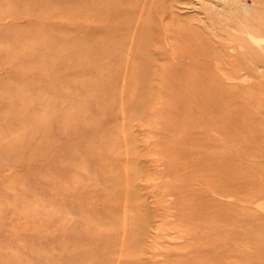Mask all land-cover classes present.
<instances>
[{
	"label": "rangeland",
	"instance_id": "1",
	"mask_svg": "<svg viewBox=\"0 0 264 264\" xmlns=\"http://www.w3.org/2000/svg\"><path fill=\"white\" fill-rule=\"evenodd\" d=\"M263 3L0 0V264H264Z\"/></svg>",
	"mask_w": 264,
	"mask_h": 264
},
{
	"label": "bare ground",
	"instance_id": "2",
	"mask_svg": "<svg viewBox=\"0 0 264 264\" xmlns=\"http://www.w3.org/2000/svg\"><path fill=\"white\" fill-rule=\"evenodd\" d=\"M258 1H261V0H258ZM264 4V3H263ZM160 8V7H159ZM261 12V11H260ZM256 13V12H255ZM259 13V12H258ZM262 13L263 12H261V15H262ZM251 16V15H250ZM238 19V18H237ZM251 19V18H250ZM252 20V19H251ZM260 20V19H259ZM227 21V20H226ZM231 21H232V19H231ZM254 21V20H253ZM251 22V21H250ZM259 22V21H258ZM230 23V22H229ZM136 25V24H135ZM261 25H264V24H261ZM254 26V25H253ZM236 46H237V44H236ZM247 51V50H246ZM245 51V52H246ZM247 54H250V53H247ZM252 54V53H251ZM253 55H255V57L254 58H256V55H258V54H254V52H253ZM241 57V56H240ZM249 58V57H248ZM253 58V57H252ZM222 59V58H221ZM243 59V58H242ZM240 60V59H239ZM206 61H208V60H206ZM243 63V62H242ZM187 66V65H186ZM213 69V68H212ZM201 73V72H200ZM202 74V73H201ZM194 75V74H193ZM204 77V75H201V77ZM198 77V76H197ZM232 77V76H231ZM183 78H181V82H180V84H182L183 85V87H186V88H188V87H194V86H196L197 85V83L195 82V80H193L192 78H190V79H186V80H183ZM202 82V81H201ZM207 86L208 87H210L211 85H210V83L208 84L207 83ZM206 87V86H205ZM207 87V88H208ZM197 89V88H196ZM198 90V89H197ZM228 103H231V102H228ZM225 104V103H224ZM229 109H231V107L229 108ZM228 112H230L228 109H226V113H228ZM228 115V114H227ZM225 117V116H224ZM231 119V118H230ZM226 119V121H225V123H223L222 124V126H221V128L220 129H218L217 131H219V132H221L222 131V127H223V129L226 127V126H232V125H234V124H237L238 123V120H236V119ZM181 138V137H180ZM184 138H185V136H184ZM200 171V170H199ZM195 178V177H194ZM193 178V179H194ZM197 179H199L198 181H200V183L201 184H203V185H207V175L205 174V175H198V177H197ZM225 182V181H224ZM219 183H222V182H219ZM224 185H226V184H224ZM206 190V189H205ZM184 193V192H183Z\"/></svg>",
	"mask_w": 264,
	"mask_h": 264
}]
</instances>
